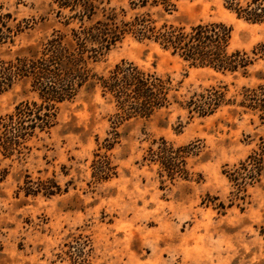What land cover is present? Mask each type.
Listing matches in <instances>:
<instances>
[{
    "label": "rangeland",
    "instance_id": "rangeland-1",
    "mask_svg": "<svg viewBox=\"0 0 264 264\" xmlns=\"http://www.w3.org/2000/svg\"><path fill=\"white\" fill-rule=\"evenodd\" d=\"M127 1L111 5L126 8ZM49 4L0 0V58L60 27ZM151 11L159 23L176 26L223 22L231 27L230 50L252 55L264 42V22L237 17L225 0H177L170 12ZM254 57L245 72H229L191 66L129 34L117 41L91 71L106 74L132 61L170 79L172 102L115 125L114 105L93 78L58 104L56 124L27 141L23 159L0 154L7 168L0 180V264H264V159L258 173L240 164L264 139V116L240 104L243 87L262 82L264 58ZM211 87L224 92L226 103L208 115L188 113L186 102ZM23 89L16 84L0 94V117L25 98ZM163 140L183 148L174 150L184 162L173 177L150 160ZM98 154L109 160L105 178ZM25 179L53 193L26 194Z\"/></svg>",
    "mask_w": 264,
    "mask_h": 264
},
{
    "label": "trees",
    "instance_id": "trees-1",
    "mask_svg": "<svg viewBox=\"0 0 264 264\" xmlns=\"http://www.w3.org/2000/svg\"><path fill=\"white\" fill-rule=\"evenodd\" d=\"M235 1L225 0L237 17L252 23L264 22V0H249L244 5ZM49 2V5H55V10H50L58 18L60 27L52 28L38 44L26 46L13 57L0 58V94L20 84L25 96L11 112L0 117V154L3 158L23 159L28 149L27 141L38 133H47L56 124L58 104L72 99L93 78L101 96L114 105L115 125L134 116L149 117L172 102L170 79L144 70L132 61L121 60L106 74L96 75L91 71V63L125 35L151 41L191 66H207L221 71L245 72L255 55L264 58V42L252 48V55L244 50H230L231 27L223 22L185 27L166 21L159 23L153 17L152 9L170 12L177 0H128L126 8L111 5V0ZM258 78L262 82L243 87L240 104L258 111L262 118L264 72L259 73ZM223 103H226L224 92L211 87L191 97L185 107L190 114L204 116L213 113ZM113 134L114 137L117 135L115 129ZM162 142L160 149L151 150L150 160L157 161L167 175L173 177L184 162L178 153L183 148L173 149L164 140ZM103 146L108 149L111 143L107 140ZM98 155L95 162L100 167V178H105L110 169L109 160L105 154ZM263 159L264 139L261 138L258 149L240 164L243 169L250 164L248 171L258 173ZM6 174L7 168L0 167V180ZM22 188L26 194L40 189L53 193L42 182L34 183L31 179H25ZM261 231L264 237V226Z\"/></svg>",
    "mask_w": 264,
    "mask_h": 264
}]
</instances>
